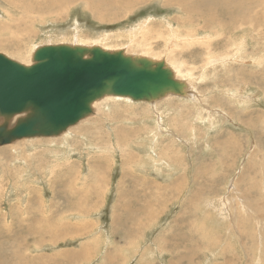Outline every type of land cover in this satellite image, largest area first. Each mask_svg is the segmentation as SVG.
Returning a JSON list of instances; mask_svg holds the SVG:
<instances>
[{
    "label": "rangeland",
    "instance_id": "rangeland-1",
    "mask_svg": "<svg viewBox=\"0 0 264 264\" xmlns=\"http://www.w3.org/2000/svg\"><path fill=\"white\" fill-rule=\"evenodd\" d=\"M51 1L0 0V54L123 50L186 93L0 146V264H264V0L237 26L200 0Z\"/></svg>",
    "mask_w": 264,
    "mask_h": 264
},
{
    "label": "water",
    "instance_id": "water-1",
    "mask_svg": "<svg viewBox=\"0 0 264 264\" xmlns=\"http://www.w3.org/2000/svg\"><path fill=\"white\" fill-rule=\"evenodd\" d=\"M185 90L165 61L123 50L47 45L34 52L31 65L0 54V146L58 137L91 116L94 103L106 97L155 102Z\"/></svg>",
    "mask_w": 264,
    "mask_h": 264
},
{
    "label": "bare ground",
    "instance_id": "bare-ground-1",
    "mask_svg": "<svg viewBox=\"0 0 264 264\" xmlns=\"http://www.w3.org/2000/svg\"><path fill=\"white\" fill-rule=\"evenodd\" d=\"M48 1V0H47ZM51 1V0H50ZM53 1V0H52ZM49 2L54 3V2ZM56 1V0H55ZM61 1V0H60ZM95 1V0H94ZM106 1V0H105ZM105 1H101V2H105ZM112 0H109V2ZM114 1V0H113ZM121 2V0H119ZM137 1V0H136ZM201 3L209 10H217L218 12L227 15L228 17H230L232 20V23H230L231 25H238L239 23H243V24H250L253 21V18L250 16V11L245 8L246 6H250L247 2V0H205L204 2L202 0H200ZM71 2V1H70ZM123 2H125L123 0ZM234 2V3H233ZM34 3V2H33ZM46 5L48 4L47 2H44ZM126 3V2H125ZM123 3V4H125ZM249 3H257V0H250ZM58 4V2H57ZM56 4V5H57ZM130 4V3H129ZM23 6L30 11H34V9H41V11L43 12L42 14H44V11H46L47 9L45 5H43V1L42 4L40 3H35V7H33V5H31L29 2H24ZM48 6V5H47ZM54 4L51 5L50 7L53 8ZM93 7V4L91 5ZM47 7V8H50ZM90 7V6H89ZM94 8V7H93ZM97 8V6H96ZM49 11V9H48ZM51 11V10H50ZM246 12V14L244 16H239L236 15V13L238 12ZM26 13V11H24ZM36 13V12H35ZM47 13V12H46Z\"/></svg>",
    "mask_w": 264,
    "mask_h": 264
}]
</instances>
